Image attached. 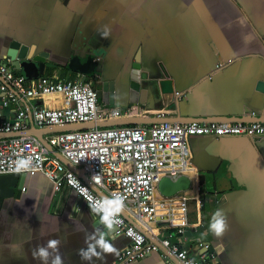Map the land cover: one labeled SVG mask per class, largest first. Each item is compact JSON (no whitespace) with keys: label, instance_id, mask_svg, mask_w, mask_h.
<instances>
[{"label":"crops","instance_id":"crops-1","mask_svg":"<svg viewBox=\"0 0 264 264\" xmlns=\"http://www.w3.org/2000/svg\"><path fill=\"white\" fill-rule=\"evenodd\" d=\"M13 38L46 52L41 77L81 80L67 62L74 54H93L96 69L84 80L96 89L111 82L106 101L98 99L105 107L109 99L115 107L128 103L131 63L139 52L144 91L132 109L146 113L132 116L189 121L264 112V0H0V56ZM63 103L60 94H47L21 105L0 104V120L11 119L18 107ZM148 123L152 120L119 124ZM49 127L41 136L54 132ZM187 145L186 192L198 194L201 202L189 198L182 209L178 192L172 199L159 193V212L174 220L185 216L187 224L179 232L157 215L152 232L185 245L208 242L209 264H264V135H189ZM220 208L229 227L216 236L209 224ZM98 220L69 186L55 189L42 173H23L13 193L0 196V264H40L31 250L51 238L61 239L64 264H89L78 251L86 248L85 233ZM113 235L120 251L128 238ZM114 257L106 254V264ZM94 264L104 262L94 258ZM128 264L165 263L160 251H152Z\"/></svg>","mask_w":264,"mask_h":264},{"label":"built area","instance_id":"built-area-1","mask_svg":"<svg viewBox=\"0 0 264 264\" xmlns=\"http://www.w3.org/2000/svg\"><path fill=\"white\" fill-rule=\"evenodd\" d=\"M218 63L216 66H220ZM17 70L7 56H0V104H20L21 100L47 94H60L64 103L55 106L18 107L11 119L0 120V133L26 129L29 120L38 127L129 116L141 113L127 107H105L98 101L97 91L90 80L51 79L36 77L33 83ZM175 90L174 94H178ZM156 115H159L157 112ZM264 135V119H191L189 121H159L148 124L95 125L50 132L42 138L69 163L83 169L87 180L67 166L34 134L0 136V173L15 172L14 163L20 157H32L34 168L24 172H40L58 189L62 184L72 188L86 204L84 196L73 187L76 181L99 199L113 193L125 198L124 212L116 234L128 238L110 264H128L152 251H160L165 264H209L213 256L208 242L180 244L167 236L152 232L151 223L157 219L177 227L182 232L185 216L169 219L158 210L157 184L161 176L175 178L189 170L187 162L189 135ZM191 186V184L189 185ZM199 189V186H197ZM188 190L184 189L182 192ZM104 195V196H105ZM173 196H169L172 199ZM201 202L198 194L182 193ZM164 215V216H163ZM148 234L149 236H147Z\"/></svg>","mask_w":264,"mask_h":264},{"label":"water","instance_id":"water-1","mask_svg":"<svg viewBox=\"0 0 264 264\" xmlns=\"http://www.w3.org/2000/svg\"><path fill=\"white\" fill-rule=\"evenodd\" d=\"M7 56L11 59V64L19 71H21L27 78L36 77L42 75L44 71V58L46 56V52L41 50L35 52L34 48L27 43L21 42L18 39L13 38L8 45L6 50ZM95 56L91 53L86 54L84 58H81L78 55H72L67 62V66L71 69H74L82 74L81 80L86 78V75H91L96 69L97 60L94 58ZM140 63H139V52H137L134 56V60L131 63V70L128 80V103L121 107L131 108L133 104L142 101L144 88L140 86ZM87 79V78H86ZM105 83L99 89H96L98 99L102 101H106V95H108V90H112L111 82ZM109 107H113V101L109 99ZM264 119V112H260L251 117L245 116H227V117H218V116H208L201 117L198 119H211V120H222V119ZM194 119L193 117L189 118ZM197 119V118H195ZM148 120H152V122H159L163 120L167 121H175L172 117L169 116H155V117H141V116H122L116 118H109L97 121H85L79 123H69L63 125H51L49 127L50 130L59 131L64 129H75V128H83V127H93L95 125H109V124H119V123H144L148 122ZM179 122V120H176ZM183 122V121H180ZM44 127H37L30 122V127L28 129L13 131L14 133H31L36 135L44 145H46L51 152L58 155V157L70 168H72L75 172H77L84 180H87V175L83 171L82 168L75 166L69 163L58 151L54 150L41 136V132ZM8 134V132L0 133V136ZM24 172L16 173V172H6L0 173V196H8L11 195L14 191V187L16 185H20V176ZM190 177L187 174H179L175 178H171L168 175H163L158 181L157 188L158 191L165 195L171 196L176 194L179 191L189 188L190 186ZM149 236L148 234H146Z\"/></svg>","mask_w":264,"mask_h":264},{"label":"clouds","instance_id":"clouds-1","mask_svg":"<svg viewBox=\"0 0 264 264\" xmlns=\"http://www.w3.org/2000/svg\"><path fill=\"white\" fill-rule=\"evenodd\" d=\"M108 35V31L101 32L102 38H107ZM247 40L248 38H246V42ZM34 166L32 157H20L14 163V171L16 173L27 172L33 169ZM73 187L77 189L79 195L84 196L91 214L99 217L97 221L99 226L94 224L93 231L85 233L84 243L86 248L79 249L78 255L81 260L88 261L89 264H94V258L106 264V254L116 255L119 252V249L113 243L118 235H113V233H117L118 226L121 223L118 217L124 212L125 198L122 195L113 193L111 196L101 195L99 199H96L87 194L88 189L81 186L79 181H76ZM74 210L79 211L75 206ZM101 226L107 231L102 230ZM228 227L227 212L223 208L217 209L212 215L209 230L214 235L221 236ZM55 231H59V226ZM109 236H111V240H109ZM61 243V239L51 238L45 244L36 245L31 250L32 258L40 261V264H64L60 251Z\"/></svg>","mask_w":264,"mask_h":264},{"label":"rangeland","instance_id":"rangeland-1","mask_svg":"<svg viewBox=\"0 0 264 264\" xmlns=\"http://www.w3.org/2000/svg\"><path fill=\"white\" fill-rule=\"evenodd\" d=\"M181 193H183V192H182V191H180V192H178L177 194H178V195H181ZM185 193H186V191H185Z\"/></svg>","mask_w":264,"mask_h":264}]
</instances>
